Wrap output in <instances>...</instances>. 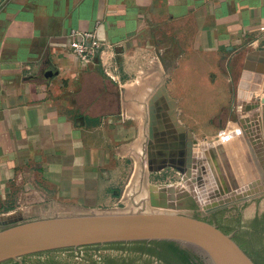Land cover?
I'll list each match as a JSON object with an SVG mask.
<instances>
[{
    "label": "crops",
    "instance_id": "0c3cea01",
    "mask_svg": "<svg viewBox=\"0 0 264 264\" xmlns=\"http://www.w3.org/2000/svg\"><path fill=\"white\" fill-rule=\"evenodd\" d=\"M73 28L97 32L98 60L71 53ZM263 49L264 0H0V214L124 208L129 186L143 190L145 177L132 176L158 91L174 101L175 136L223 138L248 116L239 115L243 66ZM203 87L207 109L196 103Z\"/></svg>",
    "mask_w": 264,
    "mask_h": 264
},
{
    "label": "water",
    "instance_id": "95a60500",
    "mask_svg": "<svg viewBox=\"0 0 264 264\" xmlns=\"http://www.w3.org/2000/svg\"><path fill=\"white\" fill-rule=\"evenodd\" d=\"M262 83L264 49L249 52L243 66L239 115L245 112L248 116L239 118L238 129L209 142L198 140L185 128L181 129L184 133H180V137L173 134L168 122L175 119L174 101L165 86L162 87L149 106L148 164L150 170L155 171L175 168L183 175V180L177 185H150V203L159 210L59 216L32 221H23L20 212L0 214V227H3L0 229V263L60 248L169 241L190 249L206 264H255L231 235L186 212L199 211L208 215L264 194V97L254 99L256 93L264 92ZM161 94L166 99L165 102L161 99L163 104L157 97Z\"/></svg>",
    "mask_w": 264,
    "mask_h": 264
},
{
    "label": "rangeland",
    "instance_id": "374dc122",
    "mask_svg": "<svg viewBox=\"0 0 264 264\" xmlns=\"http://www.w3.org/2000/svg\"><path fill=\"white\" fill-rule=\"evenodd\" d=\"M188 91L193 93V90ZM196 92L198 95L196 103L199 107L209 108L207 107V101H209L210 98L206 88H199ZM236 100L234 106H237ZM233 118L237 119L238 117L234 114ZM238 123L240 124L239 119ZM141 156L142 157L133 170L134 174L132 178L141 180L142 177H145L143 190L140 193L129 194L131 188V186H129L123 194V198L125 199L123 204L124 208L108 213H152L158 211L159 209L152 207L150 203V188H148V185H169V180L171 182L176 179L178 180L180 172L177 169L164 168L159 171L150 170L146 152L144 151V154ZM132 178L130 179L132 180ZM186 214L217 227L224 234L231 235L233 241L234 237L237 238V240L241 237V239L249 240V243L254 248H257L258 245H260V248H264V194L245 203L212 214L202 215L199 211H189L186 212ZM44 218L50 217L28 216L24 217L23 221ZM0 229H3V227H0ZM144 242H119L113 243V245L104 244L88 247L78 246L53 249L26 254L17 259H10L0 264H184L170 257L163 243L147 244ZM182 249L187 250L191 254V260L192 258H196L199 261L195 262L194 260V262H192V260V263L189 264H206L203 259L190 249Z\"/></svg>",
    "mask_w": 264,
    "mask_h": 264
},
{
    "label": "built area",
    "instance_id": "2783aa9c",
    "mask_svg": "<svg viewBox=\"0 0 264 264\" xmlns=\"http://www.w3.org/2000/svg\"><path fill=\"white\" fill-rule=\"evenodd\" d=\"M68 36L71 53L83 64H90L98 60L106 46L99 39L96 31L73 28Z\"/></svg>",
    "mask_w": 264,
    "mask_h": 264
},
{
    "label": "trees",
    "instance_id": "16d2710c",
    "mask_svg": "<svg viewBox=\"0 0 264 264\" xmlns=\"http://www.w3.org/2000/svg\"><path fill=\"white\" fill-rule=\"evenodd\" d=\"M221 112H223V110ZM234 241L255 262V264H264V248L263 249L260 248V245H258L257 248L256 247L254 248L249 243V240L241 239V237L239 238V240H237V238L234 237ZM161 243L164 244V247L168 252V254L170 255V257L175 258L184 264L192 263L190 257L191 254L187 250L180 248L174 242L163 241ZM107 245H113V243ZM88 246H92V245H88Z\"/></svg>",
    "mask_w": 264,
    "mask_h": 264
},
{
    "label": "bare ground",
    "instance_id": "6f19581e",
    "mask_svg": "<svg viewBox=\"0 0 264 264\" xmlns=\"http://www.w3.org/2000/svg\"><path fill=\"white\" fill-rule=\"evenodd\" d=\"M262 97H264V96H262ZM228 133H229V131L225 132V133L223 134V137H224L226 134H228ZM245 140H246V144H247L248 150H249L250 154L252 155V158H253V162H254V164H255V167H256L258 173L260 174L259 165H258L257 161L255 160V157H254L253 152H252L251 144H250V142H249V140H248V138H247L246 135H245Z\"/></svg>",
    "mask_w": 264,
    "mask_h": 264
},
{
    "label": "flooded vegetation",
    "instance_id": "af4514ba",
    "mask_svg": "<svg viewBox=\"0 0 264 264\" xmlns=\"http://www.w3.org/2000/svg\"><path fill=\"white\" fill-rule=\"evenodd\" d=\"M141 242H144V241H141ZM161 242H163V241H149V242H146V243L147 244H158V243H161ZM192 260H191L192 262H194V260H195V262L198 261V259H196V258H192Z\"/></svg>",
    "mask_w": 264,
    "mask_h": 264
}]
</instances>
